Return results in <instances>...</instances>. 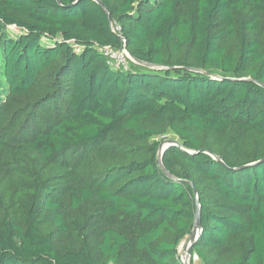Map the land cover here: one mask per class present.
Here are the masks:
<instances>
[{
    "label": "trees",
    "instance_id": "obj_1",
    "mask_svg": "<svg viewBox=\"0 0 264 264\" xmlns=\"http://www.w3.org/2000/svg\"><path fill=\"white\" fill-rule=\"evenodd\" d=\"M188 183L198 264H264V0H0V264H182Z\"/></svg>",
    "mask_w": 264,
    "mask_h": 264
},
{
    "label": "water",
    "instance_id": "obj_2",
    "mask_svg": "<svg viewBox=\"0 0 264 264\" xmlns=\"http://www.w3.org/2000/svg\"><path fill=\"white\" fill-rule=\"evenodd\" d=\"M101 8L106 12L107 14V10L106 8L98 3ZM128 54V53H127ZM129 55V54H128ZM129 57L131 58V60L134 62V63H137V64H140V65H146L140 61H137L135 59H133L130 55ZM187 71H190V72H197V73H203L199 70H196V69H189L187 68L186 69ZM215 78V77H214ZM217 79H220L219 77H216ZM171 146H177V143L176 142H164L160 145L159 147V150H158V155H157V158H158V165L159 167L161 168V170L163 171V173L171 180H175L177 181L174 177H172L168 172L167 170L164 168L163 164H162V157H163V153L164 151L171 147ZM217 162L221 163V160H219L218 158L216 157H213ZM262 161V160H261ZM189 186H191L192 188V194H193V197L195 199V214H194V221H193V226H192V229H191V232L190 234L187 236V240H186V247L184 249V252L182 253V257H181V263L182 264H189V260L192 259L193 262H198L199 261V258L197 256V254L193 253L192 252V249H193V246L195 244V242L197 241L201 231H202V228H201V220H200V205H199V199H198V194L196 192V190L193 188L192 184L191 183H188Z\"/></svg>",
    "mask_w": 264,
    "mask_h": 264
},
{
    "label": "built area",
    "instance_id": "obj_3",
    "mask_svg": "<svg viewBox=\"0 0 264 264\" xmlns=\"http://www.w3.org/2000/svg\"><path fill=\"white\" fill-rule=\"evenodd\" d=\"M115 30H119L116 26L114 27ZM98 51L107 59V64L114 69H122L127 70L128 62H133L125 49L122 50H113L110 47H100ZM179 251V248H178Z\"/></svg>",
    "mask_w": 264,
    "mask_h": 264
},
{
    "label": "rangeland",
    "instance_id": "obj_4",
    "mask_svg": "<svg viewBox=\"0 0 264 264\" xmlns=\"http://www.w3.org/2000/svg\"><path fill=\"white\" fill-rule=\"evenodd\" d=\"M7 31L9 32L10 35L12 36H16L18 34V32L13 28V27H9L7 29ZM169 139H175L174 136L172 134L169 133L168 135ZM186 240L187 237L181 242L180 246H179V251H178V255H179V259L181 260L182 257V253L184 252V249L186 247ZM190 261V260H189ZM195 264H198V262H194Z\"/></svg>",
    "mask_w": 264,
    "mask_h": 264
}]
</instances>
